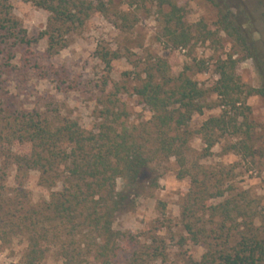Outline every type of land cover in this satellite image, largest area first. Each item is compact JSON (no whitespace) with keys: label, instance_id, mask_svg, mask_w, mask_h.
<instances>
[{"label":"trees","instance_id":"16d2710c","mask_svg":"<svg viewBox=\"0 0 264 264\" xmlns=\"http://www.w3.org/2000/svg\"><path fill=\"white\" fill-rule=\"evenodd\" d=\"M23 1L47 11L48 25L38 37H30L13 16L10 0H0V84L3 68H16L11 65L16 47L29 51L46 40L47 53L53 57L69 47V36L84 27L93 14L106 15L108 11L104 0ZM207 1L228 8L215 0ZM258 4L264 20V0ZM160 8H168L167 12L162 10L164 37L174 46L188 47L194 39L193 27L185 24L176 0H160ZM218 25L248 53L264 79V55L258 47L260 40L254 36V24L247 26L228 9L222 11ZM201 26L206 39L210 38L212 32ZM97 55L108 69L119 58L117 52L99 49ZM238 63L232 56L223 61L218 67L219 80L208 91L185 74L172 76L167 61H156L135 89L153 113L152 120L140 127L121 125V116L110 111L96 129L89 131L76 121L58 122L39 113L14 115L0 110L1 158L20 172H40L48 187L61 185L50 201L29 207L23 216L11 208L5 210L0 202V222L28 236L27 264H40L55 248L66 264H146L144 255L166 262V253L159 247L143 248L129 238L125 242L127 235L115 231L114 223L126 206V198L117 189L118 181L124 182L125 189L134 187L148 169L172 159L179 167L178 179L191 181L182 207L184 230L189 236L186 241L206 246L200 261L190 256L186 264H264V234L256 226L258 213L253 212L248 193L234 195L233 187L225 189L219 180L212 183L213 176L205 173L202 178L189 159L193 136L189 124L194 115L204 114L203 102L210 93L219 97V107L224 111L195 133L202 137L207 154L217 145L218 135H231L245 138L229 150L255 155L252 127L247 121L240 123L239 118L251 111L247 98H264V85L244 91L237 81ZM217 200L220 202L212 203ZM133 242L136 250L122 257L125 243Z\"/></svg>","mask_w":264,"mask_h":264},{"label":"rangeland","instance_id":"374dc122","mask_svg":"<svg viewBox=\"0 0 264 264\" xmlns=\"http://www.w3.org/2000/svg\"><path fill=\"white\" fill-rule=\"evenodd\" d=\"M215 1L228 8H218L207 0H176L183 10L185 24L194 31L188 47H177L164 37L162 10L167 12L168 8H160V0H104L107 14H93L84 27L69 36V47L59 54L52 57L47 53L46 40L29 51L25 47L14 49L11 65L15 70L8 67L2 70L0 110L14 115L39 113L58 122L76 121L89 131L96 129L103 115L110 111L121 116V125L140 127L152 120L153 113L135 94V89L158 60L171 65L175 78L185 74L209 91L219 80V65L232 56L239 61L236 75L243 90L261 88L264 79L254 61L218 25L222 11L228 9L247 26L253 23L254 36L260 40L258 47L264 55L260 0ZM10 3L13 16L30 37H38L46 30L47 11L23 0H10ZM201 25L212 32L210 38L206 39ZM98 49L118 53L119 58L112 62L111 69L99 59ZM219 101L216 94L210 93L203 102L204 114L194 115L189 124L193 135L190 166L202 178L205 173L213 176L212 183L219 180L225 189L233 187L234 195L248 193L253 212L258 213L256 226L264 234V98H247L251 111H245L246 116L239 118L240 123L247 121L252 127L251 146L255 155L229 150L232 144L245 138L231 135H218L217 145L207 154L206 144L195 133L207 120L222 115L224 110L219 107ZM15 147L14 151L19 153L20 148ZM178 170L172 159L148 169L134 187L125 189L124 182L118 181L117 189L126 198V206L117 215L114 230L127 235L125 242L133 239L143 248L154 245L166 253V262L144 255L146 264H186L190 256L200 261L206 253L204 244L186 241L189 236L184 230L182 207L191 181L179 180ZM60 190V184L48 187L42 182L40 172H20L0 154V202L5 210L11 208L17 216H23L29 207L50 201L52 193ZM133 246L134 242L125 243L122 257L134 252ZM28 250L27 234L13 232L0 222V264H27ZM40 264H66V261L59 248H55Z\"/></svg>","mask_w":264,"mask_h":264}]
</instances>
